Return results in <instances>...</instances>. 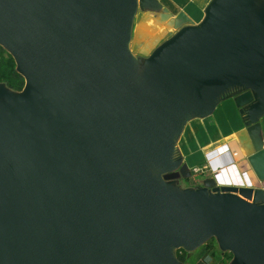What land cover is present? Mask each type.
I'll return each instance as SVG.
<instances>
[{"label":"water","instance_id":"95a60500","mask_svg":"<svg viewBox=\"0 0 264 264\" xmlns=\"http://www.w3.org/2000/svg\"><path fill=\"white\" fill-rule=\"evenodd\" d=\"M172 30L139 67L136 16ZM0 264H185L215 237L228 264H264V189L182 187L178 141L233 97L264 179V0H211L195 23L161 0H0Z\"/></svg>","mask_w":264,"mask_h":264},{"label":"crops","instance_id":"0c3cea01","mask_svg":"<svg viewBox=\"0 0 264 264\" xmlns=\"http://www.w3.org/2000/svg\"><path fill=\"white\" fill-rule=\"evenodd\" d=\"M161 1L174 14L177 13L175 9L178 12L184 11L195 23H200L211 0H187L186 3H181L180 0ZM146 13L152 14L154 18L165 14ZM146 13L139 18L138 31L140 27L152 29L155 25L149 21ZM138 39L142 41L140 36ZM134 45H138L136 48L139 49L142 42H135ZM260 121L264 137V116ZM178 146L190 171L196 166L204 167L199 172L204 174V178L196 185L202 184L207 178H213L216 185L257 186L264 189V179H260L249 161V156L255 149L233 97L220 101L212 114L189 120L179 138ZM192 157L196 162L193 166L190 162ZM199 161H202L201 165L198 164Z\"/></svg>","mask_w":264,"mask_h":264},{"label":"trees","instance_id":"16d2710c","mask_svg":"<svg viewBox=\"0 0 264 264\" xmlns=\"http://www.w3.org/2000/svg\"><path fill=\"white\" fill-rule=\"evenodd\" d=\"M181 3L187 0H180ZM175 12H178V9H175ZM4 82L8 87L13 90L20 91L25 86V77L17 70V64L13 55L3 46L0 45V83ZM191 165L196 164L193 157L191 159ZM202 161H199L198 164L201 165ZM198 251H201L203 260L199 262V255L196 259L192 260L188 252L184 249L177 250L178 258L183 261L185 264H228L233 257V254L230 251L223 252L216 241L213 238L211 241L206 242Z\"/></svg>","mask_w":264,"mask_h":264},{"label":"rangeland","instance_id":"374dc122","mask_svg":"<svg viewBox=\"0 0 264 264\" xmlns=\"http://www.w3.org/2000/svg\"><path fill=\"white\" fill-rule=\"evenodd\" d=\"M139 18H140V16H136V18H135V22H134V26H133L134 28H133V31H132V39H131L130 43L128 44V47H129L130 50L133 49L132 47L135 44V42L136 43H139L140 42L139 39H138L139 34H138V28H137V24H138ZM146 36L149 37L148 35H146ZM156 44H157V42L153 45V47ZM136 47H138V45ZM138 50L139 51H132L134 53V55H135V58L137 60V64L139 65V67H137L135 69V74H134L133 80L128 84V87H135L138 84L139 75L141 74V67H140V65H141V63L143 62V59H144L142 57H145V55L142 54L143 51H141L140 48ZM147 52H150V51H147ZM1 89L2 88L0 87V104L7 103L8 102V99H7V97L5 95L4 96L2 95ZM203 178H204V174L203 173H196V172H194L192 170L190 176H188V177H180L179 178V184L182 187L194 186L197 183L201 182ZM213 238H215V237L209 238L207 240V242L211 241ZM198 249L192 251V254H191L192 257H191V259L194 260V259H196L197 255H199L200 257H199L198 260H199V262H201L203 260V258H202L203 256L201 254V251H198ZM212 264H214V261H213Z\"/></svg>","mask_w":264,"mask_h":264},{"label":"bare ground","instance_id":"6f19581e","mask_svg":"<svg viewBox=\"0 0 264 264\" xmlns=\"http://www.w3.org/2000/svg\"><path fill=\"white\" fill-rule=\"evenodd\" d=\"M146 16L149 18V21L153 22L155 25L153 26L152 29L147 26L139 28L138 34L142 40L140 41L142 42V46L140 50L143 52L150 51L153 45L156 42H158L160 39L165 37V35L172 28L171 27V24H172L171 17L167 13H165L164 15H160L157 18H154L153 15L149 13L148 14L146 13ZM146 35H148L149 37H147Z\"/></svg>","mask_w":264,"mask_h":264},{"label":"built area","instance_id":"2783aa9c","mask_svg":"<svg viewBox=\"0 0 264 264\" xmlns=\"http://www.w3.org/2000/svg\"><path fill=\"white\" fill-rule=\"evenodd\" d=\"M192 170L196 173H199L201 171L204 170V167H201V166H196V167H193Z\"/></svg>","mask_w":264,"mask_h":264}]
</instances>
